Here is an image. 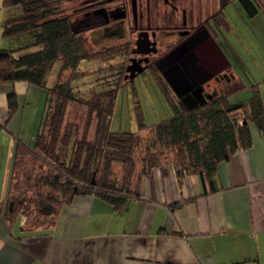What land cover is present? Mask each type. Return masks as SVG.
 Segmentation results:
<instances>
[{"label": "trees", "instance_id": "1", "mask_svg": "<svg viewBox=\"0 0 264 264\" xmlns=\"http://www.w3.org/2000/svg\"><path fill=\"white\" fill-rule=\"evenodd\" d=\"M63 1L2 0L3 8L19 11L2 22L1 37L9 46L0 48V86L22 82L47 95L32 145L15 136L9 189L5 205L0 203L7 225L21 216L27 229L48 228L61 207L81 195H94L122 210L129 199L139 198L143 176L154 168L165 176L169 165L179 182L198 175L213 191L218 164L251 147L248 122L264 138L260 92L254 85L251 97L229 102L245 87L231 76L200 105L187 108L168 98L172 115L167 119L147 127L138 116L137 131L114 130L119 90L108 87L85 98L72 86L79 63L92 53L85 49L83 34L71 28ZM239 5L249 18L259 10L264 13V0H240ZM57 63L54 82L49 83ZM65 72L70 73L66 78ZM6 103L8 121L18 110L14 90L6 91ZM0 128L7 130V123Z\"/></svg>", "mask_w": 264, "mask_h": 264}, {"label": "crops", "instance_id": "2", "mask_svg": "<svg viewBox=\"0 0 264 264\" xmlns=\"http://www.w3.org/2000/svg\"><path fill=\"white\" fill-rule=\"evenodd\" d=\"M18 11L3 8L0 0V44L9 46L1 37L2 22ZM261 14L259 10L251 18L256 21ZM232 22L227 34L235 30ZM216 43L227 72L248 84L242 69L223 53L218 39ZM10 89L17 94L18 110L7 121ZM260 95L264 107V93ZM46 101L44 90L22 82L0 86V125L7 123L8 130L0 128L3 206L15 136L32 145ZM253 125L248 122L251 147L218 164L213 191L198 175L179 182L170 169L165 176L155 169L142 177L139 198L129 199L122 210L94 195H81L62 206L48 228L27 229L21 216L9 226L0 217V264H264V138ZM181 201L182 206L169 210Z\"/></svg>", "mask_w": 264, "mask_h": 264}, {"label": "flooded vegetation", "instance_id": "3", "mask_svg": "<svg viewBox=\"0 0 264 264\" xmlns=\"http://www.w3.org/2000/svg\"><path fill=\"white\" fill-rule=\"evenodd\" d=\"M75 1L81 6L66 10L71 28L83 36L91 32L95 44L100 38L117 40L106 48L121 52L125 82L149 72L161 80L168 98L191 108L216 95V85L229 81L216 40L228 29L232 0Z\"/></svg>", "mask_w": 264, "mask_h": 264}, {"label": "rangeland", "instance_id": "4", "mask_svg": "<svg viewBox=\"0 0 264 264\" xmlns=\"http://www.w3.org/2000/svg\"><path fill=\"white\" fill-rule=\"evenodd\" d=\"M80 6L81 4L75 0H64L62 3V7L68 13L72 8H79ZM227 17L228 22H235V24L232 22L235 30L229 34H227V31L221 32L218 37V43L225 50L223 53L228 58L230 57L235 66L242 69L246 82H249L248 84L244 83L245 87L242 91L229 97V102L236 103L251 97L254 85L258 91L264 93V31L258 29L259 25L264 27V13L259 15L256 21H253L254 17L247 18L239 2L236 1V5H231L227 8ZM94 32L100 33L99 30ZM89 34L91 32H87L84 35L86 37L85 49L92 55L89 59L82 60L79 63L76 77H74L75 80L72 82V86L77 90L78 94L89 98L94 92L105 90L108 87L119 90L115 112L112 117V128L114 130L137 131L136 119L138 116L141 117L147 127H152L170 117L172 111L168 103V96L162 90L164 85L161 80L157 77L158 83L149 72H146L137 76L130 83L125 82L123 78L124 69L121 67V63H123L121 52L114 47L106 48V46L118 44L117 40L100 38L95 44L90 42ZM2 46L6 47L7 45L1 43L0 48ZM59 65L60 63L55 64L52 71L49 72V83L54 82ZM68 75L70 73L65 72L64 78L68 77ZM259 82L261 83L260 87L257 85ZM253 83L256 84L251 86L250 84ZM216 86L219 88L223 85L221 83ZM169 98L170 100L172 99V97ZM146 132L143 131L141 135L146 136ZM155 169L161 173L159 168H154L151 174ZM169 169L174 172L173 167L170 165L167 166V170ZM138 170L139 167L137 168ZM117 171L118 169L116 170L118 175ZM138 190H140V187Z\"/></svg>", "mask_w": 264, "mask_h": 264}, {"label": "water", "instance_id": "5", "mask_svg": "<svg viewBox=\"0 0 264 264\" xmlns=\"http://www.w3.org/2000/svg\"><path fill=\"white\" fill-rule=\"evenodd\" d=\"M243 124L245 125V124H246V122L244 121V122H243Z\"/></svg>", "mask_w": 264, "mask_h": 264}]
</instances>
